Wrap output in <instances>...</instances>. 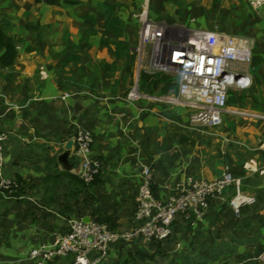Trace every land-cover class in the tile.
I'll use <instances>...</instances> for the list:
<instances>
[{
  "label": "crops",
  "instance_id": "0c3cea01",
  "mask_svg": "<svg viewBox=\"0 0 264 264\" xmlns=\"http://www.w3.org/2000/svg\"><path fill=\"white\" fill-rule=\"evenodd\" d=\"M76 1L0 0V23L17 51L12 65H0V131L9 135L4 175L25 197L0 198V264H34L29 252L66 232L71 220L129 232L141 181L137 165L151 168L160 201L187 176L214 180L228 169L256 202L235 216L226 192L209 200L194 225L179 217L168 240H118L99 264H264V6L157 0V8L188 14L190 28L217 23L249 41L252 60L260 61L252 85L230 91L224 121L210 128L191 123L175 78L160 79L155 88H143V98L129 100L127 74L114 64L112 48L100 45L106 0ZM118 41L127 44L121 36ZM78 130L93 137L91 156L101 166L93 184L79 181Z\"/></svg>",
  "mask_w": 264,
  "mask_h": 264
},
{
  "label": "built area",
  "instance_id": "2783aa9c",
  "mask_svg": "<svg viewBox=\"0 0 264 264\" xmlns=\"http://www.w3.org/2000/svg\"><path fill=\"white\" fill-rule=\"evenodd\" d=\"M247 3L254 10L264 6V0H247ZM140 45L151 46L148 75L161 74L177 79L179 102L189 111L193 124L218 127L228 112L230 91L245 90L252 85L251 73L256 67L252 65L250 42L223 32L217 25L208 30L184 29L146 21L141 28ZM136 52L140 54L141 49ZM140 98L143 94L134 87L128 99ZM235 114L250 116L239 111ZM8 137V133L0 131V198L21 201L25 197L17 195L20 185L4 175L3 146ZM73 141L83 159L79 178L90 184L99 176L101 168L91 156L93 137L88 131L78 130ZM137 170L141 181L135 224L129 232L114 233L96 220H71L66 232L54 233L49 241L34 247L29 252V260L34 264H50L72 257L73 264H99L108 246L118 240L137 237L146 242L168 240L179 217L194 225L205 216L209 200L222 197L226 192L232 193L229 206L235 216L256 202L254 197L245 195L240 179L228 169L214 180L185 177L165 201L155 196L151 168L137 165Z\"/></svg>",
  "mask_w": 264,
  "mask_h": 264
},
{
  "label": "rangeland",
  "instance_id": "374dc122",
  "mask_svg": "<svg viewBox=\"0 0 264 264\" xmlns=\"http://www.w3.org/2000/svg\"><path fill=\"white\" fill-rule=\"evenodd\" d=\"M170 3L176 4L177 0H169ZM190 0L188 4L192 5ZM195 0L194 2H197ZM204 5H207L208 0H202ZM110 5L116 6L115 14L119 17L122 24L121 40L126 42L130 47V55L125 60L118 63L117 68L124 70L126 63L129 67V74L125 75L128 87L132 90L139 92L143 91L140 85V75L141 73H148L150 71V52L151 46H141L140 45V32L144 22L151 21L159 24H166L173 27H183L184 29H196L190 28L191 24L186 22L190 19L189 15L186 13L177 14L176 11L171 13L172 9L164 10L156 7L157 0H109ZM178 17L179 20H176ZM192 20V19H191ZM180 23V24H179ZM215 25L219 26L217 23L210 24L207 23L206 27L202 29H211ZM75 28V25L74 27ZM119 36V37H120ZM105 39L113 43L111 36L107 35ZM136 49H141V53L138 54ZM118 68V69H119ZM173 79V77L162 75ZM225 117V116H224ZM223 117V121H224Z\"/></svg>",
  "mask_w": 264,
  "mask_h": 264
},
{
  "label": "trees",
  "instance_id": "16d2710c",
  "mask_svg": "<svg viewBox=\"0 0 264 264\" xmlns=\"http://www.w3.org/2000/svg\"><path fill=\"white\" fill-rule=\"evenodd\" d=\"M49 4L51 5H59V0H48ZM66 4L76 5L78 4V1L76 0H63ZM106 5L108 6V19L105 22V25L103 27L104 30V36H111L113 43L111 41L105 39V37H102L100 40V45L112 48V54L114 57V64H118L121 61L125 60L130 55L131 47L128 44L122 43L118 41V37L122 33V24L118 19L115 17V7L113 5H110L109 0H106ZM0 53L2 55L0 56V65L3 66H10L15 62L17 51L15 48V45L12 43L11 39L8 38L3 30L2 24L0 23ZM74 60L77 61L78 59L74 57ZM259 60H252V65L254 67H257L259 65ZM125 74H129V67L126 63V67L124 68ZM166 79L165 76H162L161 74L156 75H148L146 73H141L140 75V85L142 88H155L159 81ZM71 179L74 181L76 178L74 176H71ZM99 176L95 177L94 181L90 184H93ZM80 183L85 184L81 179H79ZM22 194L21 188L18 191L17 195Z\"/></svg>",
  "mask_w": 264,
  "mask_h": 264
}]
</instances>
